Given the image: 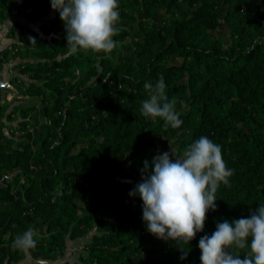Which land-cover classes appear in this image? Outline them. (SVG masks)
Masks as SVG:
<instances>
[{"label": "trees", "instance_id": "obj_1", "mask_svg": "<svg viewBox=\"0 0 264 264\" xmlns=\"http://www.w3.org/2000/svg\"><path fill=\"white\" fill-rule=\"evenodd\" d=\"M18 1L0 0V22ZM20 1L29 22L51 7ZM118 5V43L108 56L68 55L57 12L40 26L44 37L17 22L9 29L27 46L13 57L18 75L9 84L23 93L0 88V264H69L60 262L67 241L85 237L75 264H201L202 236L264 204V0ZM161 74L166 95L177 99L179 128L141 114L144 84ZM10 93L24 100L8 112ZM13 117L19 135L8 139ZM201 136L221 146L234 170L229 186L220 185L216 211L188 245L158 239L146 230L142 201L129 193L145 160L164 152L176 158ZM28 227L39 233L37 246L20 252L12 242Z\"/></svg>", "mask_w": 264, "mask_h": 264}, {"label": "clouds", "instance_id": "obj_2", "mask_svg": "<svg viewBox=\"0 0 264 264\" xmlns=\"http://www.w3.org/2000/svg\"><path fill=\"white\" fill-rule=\"evenodd\" d=\"M50 5L64 25L68 55L84 51L108 56L117 47L113 37L119 32L118 0H50ZM29 42L36 44L32 37ZM144 89L148 98L142 101L141 114L159 118L165 129L179 128L177 99L166 95L163 75L154 85L146 82ZM143 164L141 180L129 196L142 201L146 230L158 239L188 245L204 230L207 213L216 211L218 188L229 186L234 173L223 159L221 146L201 136L176 158L170 152L158 153ZM38 236L28 227L16 235L12 247L28 252L37 246ZM198 248L201 264H264V204L247 218L217 223L211 236L200 238Z\"/></svg>", "mask_w": 264, "mask_h": 264}, {"label": "rangeland", "instance_id": "obj_3", "mask_svg": "<svg viewBox=\"0 0 264 264\" xmlns=\"http://www.w3.org/2000/svg\"><path fill=\"white\" fill-rule=\"evenodd\" d=\"M54 14H55V12L50 7V10L45 12L44 16L40 20L33 22V23L29 22V25H28L29 28L28 29L30 31L37 33L39 37H44L43 34L40 32L39 28L41 25H48L50 23L51 19H53ZM22 17L23 16L20 17L19 14H16V18H18V20L19 19L23 20ZM26 46H27V44H22V43L16 41L14 44L10 45V49L7 51L8 52V54L6 56L7 61L4 63L3 69H4V66L5 67L8 66V68H10V70H11V74L9 77L10 81H11V77H16L18 75V72L16 70H13V66L16 63H18L19 60L18 59L15 60L13 57H14V55L18 49H21V48L26 47ZM14 50H16V51H14ZM0 57H1V55H0ZM21 77H22V79L27 81L24 76H21ZM4 83L6 84V82H4ZM9 84H10V82H9ZM6 88H9L12 92H14L15 95H19V93L21 95V93H23V90L16 85H11V86L6 85ZM2 89H4V88H2ZM2 94H5V92L2 91ZM7 95H9V94H7ZM10 95H11V98H9V100L6 99V101L11 103V107L8 110V112L12 109L13 106L18 105L21 101L24 100L21 97L14 96L12 93H10ZM12 120L13 121L10 124H8V128L4 130V133L8 137V139H15L19 135V133L18 134L12 133V131H11V129H17L19 119H17L16 117H13ZM10 176H12V175H10ZM88 241H89V237H85L83 239L76 240V241H67L66 251H65L64 255L61 257L60 262H66L69 264L78 263L79 262V256L81 255L80 253H82L84 251L83 246Z\"/></svg>", "mask_w": 264, "mask_h": 264}, {"label": "crops", "instance_id": "obj_4", "mask_svg": "<svg viewBox=\"0 0 264 264\" xmlns=\"http://www.w3.org/2000/svg\"><path fill=\"white\" fill-rule=\"evenodd\" d=\"M20 0L18 1L17 7L14 9L13 14L10 18L5 20L4 22H0V55L6 53L10 49V45L14 44L16 40H13L8 36L9 29L14 23H19L21 26L29 28V21L26 20V12L19 13L18 6L20 5ZM16 14H19L20 17L23 16V20L16 18ZM38 21V20H36ZM33 21V22H36ZM31 22V23H33ZM42 26V25H41ZM11 70L8 66H4L2 72H0V83H4L7 81V78L10 77Z\"/></svg>", "mask_w": 264, "mask_h": 264}, {"label": "water", "instance_id": "obj_5", "mask_svg": "<svg viewBox=\"0 0 264 264\" xmlns=\"http://www.w3.org/2000/svg\"><path fill=\"white\" fill-rule=\"evenodd\" d=\"M9 82H10V78L8 77L7 78V81H6V84L5 83H0V88H6V85H9Z\"/></svg>", "mask_w": 264, "mask_h": 264}, {"label": "built area", "instance_id": "obj_6", "mask_svg": "<svg viewBox=\"0 0 264 264\" xmlns=\"http://www.w3.org/2000/svg\"><path fill=\"white\" fill-rule=\"evenodd\" d=\"M14 51H16V50H14ZM9 98H11V95L10 94L6 96V99L7 100H9Z\"/></svg>", "mask_w": 264, "mask_h": 264}]
</instances>
